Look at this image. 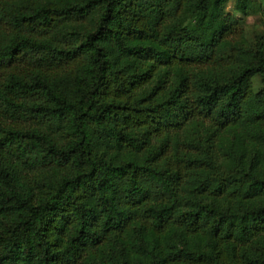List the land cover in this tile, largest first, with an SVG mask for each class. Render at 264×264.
Listing matches in <instances>:
<instances>
[{"label":"trees","instance_id":"16d2710c","mask_svg":"<svg viewBox=\"0 0 264 264\" xmlns=\"http://www.w3.org/2000/svg\"><path fill=\"white\" fill-rule=\"evenodd\" d=\"M229 1L0 0V264H264V0Z\"/></svg>","mask_w":264,"mask_h":264},{"label":"rangeland","instance_id":"374dc122","mask_svg":"<svg viewBox=\"0 0 264 264\" xmlns=\"http://www.w3.org/2000/svg\"><path fill=\"white\" fill-rule=\"evenodd\" d=\"M226 12L229 15H235V12L233 11V2L232 0L228 2L226 6ZM236 16L241 17L240 14H236ZM244 30L246 34L249 37L254 36L255 33H262L264 32V26L261 22V19L259 18L258 14H252L250 16L244 17ZM258 79L253 80L254 83V89L257 88V85H259Z\"/></svg>","mask_w":264,"mask_h":264}]
</instances>
